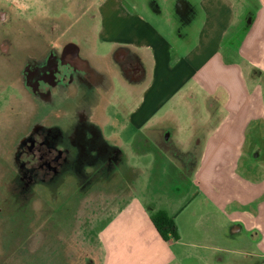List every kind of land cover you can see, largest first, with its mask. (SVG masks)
<instances>
[{"label": "crops", "instance_id": "crops-1", "mask_svg": "<svg viewBox=\"0 0 264 264\" xmlns=\"http://www.w3.org/2000/svg\"><path fill=\"white\" fill-rule=\"evenodd\" d=\"M162 1L173 15L167 36L139 16L141 5L106 1L99 8L102 33L95 39L92 36V52L87 54L90 63L104 75L106 87L105 94H100L102 103L93 108L94 123L99 127L106 121L105 105L114 100L117 118L112 121L115 126L121 121L122 128L131 127L134 152L152 154V168L159 170L163 167V163L155 162L159 150L169 169V176L163 180L153 177L152 171L146 189L150 192L153 188L156 192L152 195H160V200L166 198V208L154 200L146 203L130 197L118 205L116 194L135 184L139 170L127 165L122 135L115 130L107 137L100 130L122 160L117 167L120 170L115 171L116 179L121 180L115 184L126 188L112 194L115 206L104 213L93 211L95 218L110 217L97 236L96 264H192L189 261L193 259L197 263L199 257L176 253L177 247L184 246L178 228V240L163 241L150 218L164 211L175 221L179 211L173 212V199L181 196L173 192V185H184V181L196 189L199 202L212 207L204 223L213 222V214L222 217L224 225L212 223L219 228L216 233H227L232 244L242 247L238 251L235 247L208 248L215 254L210 256L208 252L201 264H252V258L264 257V177L260 183L252 179L254 175L257 178V165L249 171L250 178L238 170L239 161L245 159L242 152L252 123L264 122V0ZM250 7L253 12H249ZM153 10L162 13L159 1ZM99 40L110 43L107 53L99 52ZM118 48L135 55L142 64L144 77L139 83L119 73L112 58ZM117 87L120 93L115 94ZM196 133L203 136L199 159L188 173L190 177L173 179V167L179 168L175 159L179 153L191 152ZM128 174L131 176L126 177ZM233 253L245 255L250 262L224 260L223 254Z\"/></svg>", "mask_w": 264, "mask_h": 264}, {"label": "rangeland", "instance_id": "rangeland-1", "mask_svg": "<svg viewBox=\"0 0 264 264\" xmlns=\"http://www.w3.org/2000/svg\"><path fill=\"white\" fill-rule=\"evenodd\" d=\"M76 1L0 0V200L8 199L10 193L19 191V189L16 190V184L11 182L16 173L13 153L11 152L15 148L18 138L25 134L23 129L29 111L27 95L20 77L22 60L27 57L26 50H31L34 47L41 48L49 41L62 45L74 39L78 30L72 24H74L80 13L74 10ZM106 1L108 0H90V3L93 8L95 5L100 8ZM124 1L141 5L142 7H139L138 11L139 16L155 30H159L167 36L166 33L170 30V20L173 22V15L165 9L162 0ZM158 1L162 7L161 14H156L153 10V7L158 6ZM245 11L249 10L246 9ZM98 12V19L91 25L94 39L97 34L102 33L103 27L102 16L100 18L101 12ZM249 12H253L252 8ZM249 17L251 18L252 15ZM87 27L90 31V25ZM171 35L173 37L172 33ZM171 43L173 44L172 41ZM109 46L110 43L106 40L98 41L101 54L107 53ZM261 86L263 93L262 107L264 109V86ZM116 93H120L119 87L116 88ZM97 103H102L100 96ZM64 107L54 109L49 114V122L50 125H56L55 127L65 130V134H70V131L76 125V114L74 113L73 104L68 102ZM29 117L30 121L33 122L39 121L40 118L37 112ZM105 117H107L106 121L99 127L97 125V127L99 130H103V134L107 137L113 136L115 130L118 131L119 136L122 135L121 148L126 155L127 165L139 170L135 184L129 190L124 189L121 191L126 186L115 184L121 180L116 179L117 174L115 173L112 177L114 183H108L109 180L106 181L105 178L100 179L98 177L93 183L84 187V184H79L80 180L77 179V174L69 173L62 179L61 177L57 178L58 180L52 184H39L33 189L31 188L29 192H33L37 200L33 202L34 214L29 225L21 224V219H23L21 217L12 219L13 211L8 213L5 219L0 216V264L98 263L99 257L95 249L96 244H99L97 236L100 229L107 225L110 217L95 218L93 211L96 209L99 213H104L112 205L115 206V202L111 201L112 194L119 191L121 192L116 194L119 201L118 205H123L124 201L130 197L132 200L147 201L146 203L154 200L157 201L159 207L166 208L165 204L169 203L166 198L160 200V195H152L156 192L153 188H150V192L146 191L147 181L152 171L154 173L153 177L158 178L157 180H163L169 176L164 154L157 150L156 159L154 155L155 162L163 163V167L159 170H153L152 154L138 155L132 149V138H130L131 133H129L131 127L122 128L121 121L116 126L114 125L115 121H112V119L117 118V106L114 100H109L105 105ZM15 122H17V126L13 127ZM203 132L205 135V131ZM69 137L70 135L67 136V138ZM202 144L203 136L196 133L190 145L191 153H179L176 157L178 160L175 159V162H178L179 168L175 169L173 167V179L190 177L189 174L193 169V164L199 159ZM173 153L175 152L173 151ZM183 155L186 156L184 159H182ZM242 156L245 159L239 161L238 173L250 178L249 171L257 165V178L254 175L252 179L260 183L264 177V168L261 166L264 165L263 121L258 120L252 123L246 136ZM119 170L120 168L115 169V171ZM170 172L172 171L170 170ZM128 176H131V174L126 175V177ZM156 186L158 187V185ZM173 192H179L182 197L179 200L173 199V212L179 211L175 219L179 240L181 244H184V246L175 249L176 253H184L186 258L191 255L193 258L199 257L198 261L196 259L197 263L193 262L195 259L189 261V263L201 264V258L208 252L211 254L210 256L215 254L211 250L208 251V248L214 246L235 247V250L238 251L240 245L232 244L227 233H216L219 228L216 229L212 226V223L219 227L222 224L224 225L225 221L222 217L213 214V222L209 220L204 223L205 214L212 212V207H207V204L204 205L199 202L197 194H195L197 193L195 188L184 181V185H173ZM23 197L24 195L21 199ZM7 208L5 206V209ZM20 209H22V206ZM30 209V204H27L24 213H28ZM207 222L211 226L207 225ZM219 255L222 256L221 253ZM223 257H225V261L230 259L239 262L249 261V258L245 255L238 253L223 254ZM253 260L254 258L251 259V261Z\"/></svg>", "mask_w": 264, "mask_h": 264}, {"label": "flooded vegetation", "instance_id": "flooded-vegetation-1", "mask_svg": "<svg viewBox=\"0 0 264 264\" xmlns=\"http://www.w3.org/2000/svg\"><path fill=\"white\" fill-rule=\"evenodd\" d=\"M74 5V10L80 12L72 24L78 30L74 39L62 45L49 41L41 48L26 50L27 57L22 60L20 77L29 111L25 134L18 138L11 152L16 167L11 182L19 191L0 200V216L5 219L13 211L12 219L23 218L21 224L29 225L34 214L32 206L37 199L29 192L31 188L52 184L69 173L77 174L79 184L84 187L98 177L112 183L115 169L122 161L118 151L102 137L92 117L98 97L106 92L104 75L87 57L92 52L91 25L98 19L99 8L97 5L93 8L90 0H77ZM112 58L117 62L119 73L130 82L139 83L143 79L144 68L135 55L118 48ZM68 102L74 106L76 125L70 134H65L62 128L50 125L49 114L66 107ZM34 112L40 116L39 121H30L29 116ZM27 204L31 209L25 214ZM252 264H264V257L254 259Z\"/></svg>", "mask_w": 264, "mask_h": 264}, {"label": "trees", "instance_id": "trees-1", "mask_svg": "<svg viewBox=\"0 0 264 264\" xmlns=\"http://www.w3.org/2000/svg\"><path fill=\"white\" fill-rule=\"evenodd\" d=\"M184 158L185 156L183 155L182 159ZM150 218L154 228L163 241L168 242L178 240L177 227L174 218L169 217L164 211H158L152 214Z\"/></svg>", "mask_w": 264, "mask_h": 264}]
</instances>
